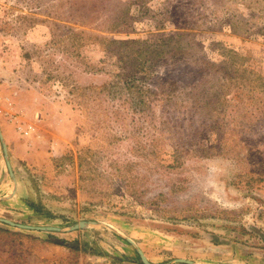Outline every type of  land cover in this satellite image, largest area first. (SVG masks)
Listing matches in <instances>:
<instances>
[{
    "label": "rangeland",
    "instance_id": "obj_1",
    "mask_svg": "<svg viewBox=\"0 0 264 264\" xmlns=\"http://www.w3.org/2000/svg\"><path fill=\"white\" fill-rule=\"evenodd\" d=\"M0 134V264H264V0H0Z\"/></svg>",
    "mask_w": 264,
    "mask_h": 264
},
{
    "label": "water",
    "instance_id": "obj_2",
    "mask_svg": "<svg viewBox=\"0 0 264 264\" xmlns=\"http://www.w3.org/2000/svg\"><path fill=\"white\" fill-rule=\"evenodd\" d=\"M0 139L2 140V137H1V134H0ZM3 149H4V152L6 153V146L4 145L3 143ZM6 162L7 164L9 165V160L6 159ZM10 166V165H9ZM0 222H3L5 224H9L11 226H14V227H17V228H24V229H30V230H33V229H36V230H40V229H43V228H39V227H31V226H26V225H20V224H15V223H12L6 219H0ZM140 259L141 261L144 263V264H150L146 258L140 253ZM176 262H181V263H190L188 260H184V259H178V260H175Z\"/></svg>",
    "mask_w": 264,
    "mask_h": 264
},
{
    "label": "built area",
    "instance_id": "obj_3",
    "mask_svg": "<svg viewBox=\"0 0 264 264\" xmlns=\"http://www.w3.org/2000/svg\"><path fill=\"white\" fill-rule=\"evenodd\" d=\"M9 119L12 120L13 119V116H10Z\"/></svg>",
    "mask_w": 264,
    "mask_h": 264
}]
</instances>
